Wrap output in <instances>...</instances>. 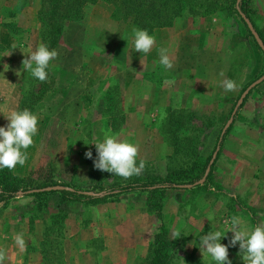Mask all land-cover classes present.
Returning <instances> with one entry per match:
<instances>
[{
  "label": "rangeland",
  "instance_id": "374dc122",
  "mask_svg": "<svg viewBox=\"0 0 264 264\" xmlns=\"http://www.w3.org/2000/svg\"><path fill=\"white\" fill-rule=\"evenodd\" d=\"M32 1L19 0L15 7H7L3 5L5 0H0L1 37L2 33L11 35L16 40V43L18 42L17 45L22 47L30 43L33 35L30 37L27 31L17 28L13 23L2 24L1 20L3 19L2 17L13 20L20 6L33 3L32 5L38 7L37 0ZM214 1H221L222 3V0ZM228 4V1H226L224 6L227 7ZM39 6L41 8V4ZM251 7V0H244L239 8L249 13L250 20L264 37V14L259 10L249 9ZM92 12L93 9L87 16L85 23L89 19L93 22L94 17L96 21H105L112 29L108 31L111 34L113 33V38L111 43L105 46L104 51L96 53L93 58L89 59L88 65L91 67L97 61H102L105 68L107 67V74L109 72L113 73L107 75L106 79L96 82L93 89L89 90V94L94 95V100L85 104L83 109L80 106L72 109L69 116L74 119V122L72 124L69 123L67 128L62 130L59 124H53L52 122L48 125L46 123L44 125L38 124V132L34 137V144L28 151L34 150L40 157L36 156L37 164L35 163L36 168L34 171H28L29 173L23 178L28 183L26 185L50 186L56 184L58 186H67L66 188L74 189L87 197L88 193L102 194L103 190L106 191L109 187H115L131 181H145L155 178L165 179L167 176H174L176 174L175 171L180 168H187L189 164L193 163L192 154L195 152L198 157L196 162L201 163L204 161L207 163L206 169L209 167L206 175L205 169L203 176L197 181L200 184L190 189L177 187L153 194L135 193L132 196H135L138 202H141L148 211L159 216L163 208L168 205L165 204V195L169 193L180 194L186 204H190V210L195 211L197 214H205L206 221L202 220L200 222L206 224L202 227L203 231L206 232L211 230L212 226L217 227L215 231L221 232H224L230 226L231 219L227 215H231L232 212L234 215V202L238 203L239 209L245 210V213L250 216L253 225L257 220L259 208L253 205V207L249 206L248 200L254 194L255 197L253 196V198L257 200L256 195H258L257 190L259 189L253 184L245 186V181L248 180L245 178V153L247 152L245 149L256 147L259 142L256 140L257 138H263L260 141L264 142V81L253 88L248 93V97L244 99L230 127L222 138L213 164L209 165L220 134L230 119L241 94L264 74V54L257 48L253 39L246 32L240 18L236 15L229 21L222 18L223 22H225L221 26L222 29L206 38L205 46H208L209 50L207 53L201 54L197 60L201 67L208 66V70L205 71L204 69L201 71L200 67L201 73L195 72L197 79L201 82H199L198 86L197 84L193 85L195 90L191 94L185 90L190 88L192 80H189V84L184 85L183 91L177 94L172 95L168 91H164L160 102L161 105L149 110L150 113L148 111L149 108L144 104L136 106L134 110L137 113L133 114L131 121L126 122L124 118L127 106H125L123 100L125 98L124 93L121 92L119 100L115 99L116 102H113L116 103L115 106L108 100L112 104V107H109L111 109L108 110L107 100H104L102 93H97V91L103 88L104 85H110V90L114 91L115 82L124 83V77L122 78L121 74L113 77L115 76V70H120L119 72L125 70L136 59L141 60L143 53H138L134 50L130 39V28H125L124 25L121 27L117 23L112 22L109 11L101 8L96 10V13ZM221 14L225 17V13ZM215 16L221 18V15L215 14ZM197 18V16H186L184 21L191 25L190 23ZM85 23H82V26ZM95 31L96 29L92 32L95 34ZM4 51L5 49L0 45V72L4 69L5 64L7 68L9 56L7 54L9 52L8 50L6 53ZM60 52H66V45L62 46ZM140 66V68H143L144 65L141 64ZM156 70L158 71L155 74L156 78L161 80L159 79L162 72L160 65L156 67ZM118 77H121V79ZM0 78H2V74H0ZM115 78H118V80ZM185 78L190 79L193 76L186 75ZM2 79H0V115L3 116V114L8 115L16 110L15 107H10L8 102L4 101L5 98L9 97L7 96L9 91H7V86H5L8 84ZM55 79V77L52 79L49 74L48 79L43 83V87L48 88L49 84H58ZM217 80H225L224 83L232 81L236 87L234 90L226 91L224 83H222L216 91H209V89L212 90L216 86L215 82ZM39 84L41 86L42 82H39ZM171 85L168 84V86ZM98 96H101V102H99ZM31 107L26 109L32 112L34 108ZM40 110L37 107L34 114L37 116L42 115L45 109ZM7 123L6 118L0 120V126H4ZM246 129H251L252 133L249 134ZM106 133H115L121 141H127L138 147L137 164L139 165L140 161L144 162V167L139 174L123 178L94 168L95 146L91 144L85 145L83 140L86 142L102 140ZM89 150L92 151V159L85 157V152ZM251 154L253 153L251 152ZM251 162L254 167L250 166L249 169L255 170L258 164L255 163V160ZM236 170L243 176L234 174ZM258 171L259 169H256V173ZM245 187H251L255 191H253L252 195L245 196V192L243 194ZM53 196L55 195L40 197L37 201V208L47 210L49 207L59 204V201L54 199ZM86 197H84L85 199L78 198L85 201L87 200ZM117 197L119 196L114 198ZM74 203L78 204L80 202ZM213 212L217 215L214 216L211 226L207 222L213 217L211 216ZM241 221L247 223L246 221L248 220L243 218ZM159 236L161 238L157 242L164 243V246H167V251L165 250L166 256L170 253L176 257H181L182 246H185L187 240H189L187 235L184 237L186 241H184L182 236L179 238L178 234H174L171 231L167 233L162 231ZM231 236L232 233L229 231L221 242L227 244ZM200 237L197 236V239L200 240ZM157 242H154L155 246H157ZM197 245L200 246L199 242ZM171 248H175L176 251L170 252ZM228 256L232 264H244L239 254L238 246L229 247ZM205 258L207 256L203 255L202 258H192V260H202L203 264H210V261Z\"/></svg>",
  "mask_w": 264,
  "mask_h": 264
},
{
  "label": "crops",
  "instance_id": "0c3cea01",
  "mask_svg": "<svg viewBox=\"0 0 264 264\" xmlns=\"http://www.w3.org/2000/svg\"><path fill=\"white\" fill-rule=\"evenodd\" d=\"M34 1L36 0L32 2ZM18 2L19 0H5L3 5L15 7ZM37 3L40 5L39 0ZM32 4L20 6L13 20L7 17H2L1 20L2 24L13 23L17 28L27 31L30 37L33 35L29 43L33 45L27 44L23 47L17 45L18 42L16 43L11 35L2 33V37L0 36V45L5 49V53L7 50L9 52L7 61L9 70L4 71L3 69L1 72L4 79L0 78L8 84L5 86L8 88L7 96L9 97L4 101H7L10 107H15L16 111L23 110V99L28 91L37 93L39 90L27 83L28 74L22 71V61L27 58V53L35 51L36 47L41 44L40 23L37 17L40 6ZM251 5L249 9L259 10L264 14V0H251ZM101 8L109 13L112 11L110 6L99 3L93 8V12L96 13L95 11ZM223 23H225L223 19L210 15L198 17L190 23L191 25L184 20H177L170 28L155 29L151 34L155 37V43L150 52L143 53V57L140 56L141 60L136 59L125 70L121 72L115 70L113 77L121 74L122 78L124 77V83L115 82L114 91L110 90V85H104L103 88L98 89L99 91L96 90L97 93L101 92L104 100L110 99L109 101L115 106L116 103L113 102H116L115 99L119 100L123 92L125 95L123 100L127 106L124 118L126 122L131 121L133 114L137 113L134 110L136 106L144 104L149 108L148 111L153 110L155 106L161 105L164 91L172 95L177 94L183 91L184 85L189 84V80H192L190 88L185 90L191 94L195 90L193 85L198 86L201 82L197 79L195 72L199 74L204 69L208 70V66L201 67L197 60L201 54L209 50L208 46H205V40L211 34L221 30ZM94 29H96V35L92 32ZM108 30H112L109 24L102 20L96 21L95 17L93 22L89 19L84 26L74 23L65 26L62 40L55 48L58 56L51 62L52 66L49 71L51 78L55 77L58 84H49L48 88L44 87L43 97L31 105V108H34L33 113L36 112L37 107L41 109L40 111L45 109L44 113L38 116V124L48 125L52 122L59 124L63 130L68 127L69 123L74 122V119L69 116L73 108L80 106L83 109L85 104L94 100V95L89 94V90L93 89L96 82L106 79L107 75L113 73L107 74V67L105 68L102 61H97L91 67L88 65L90 58L104 51L105 46L111 43L113 33H109ZM64 45H66V52H60ZM14 46L17 48H13ZM165 49L171 63L169 68H165L160 63L161 52ZM141 64L144 65L143 68H140ZM158 65L162 69L159 78L162 81L157 80L155 75L158 72L156 70ZM5 69H7L6 66ZM18 72L20 73L17 75ZM186 75L193 76V78L186 79ZM118 78L121 79V77ZM118 78L115 79L118 80ZM224 81L217 80L216 86L209 91H216ZM168 84L172 85L168 86ZM100 99L101 96H98V100ZM1 119L5 117L0 115ZM246 130L249 134L252 133L251 129ZM261 139L263 138L256 139L259 141L256 147L245 149L247 151L245 153V178L248 179L245 181V186L253 184L259 190H257V200L253 198L255 194L250 196L255 191L251 187H245L243 194L245 192V196H250L249 206L259 208L257 220L252 225L250 216L245 213V210L239 209L238 203L234 202V215L233 212L227 215L230 219L234 216L240 219L245 218L248 220L245 224L249 228L264 227V142L260 141ZM27 155L29 156L25 165H17L12 170L13 177L23 179L27 173L36 168V156L40 157V155L34 150H27ZM252 160L258 164V167H255L259 169L257 173L256 169H249L253 166ZM234 174L243 176L237 170ZM134 194L120 195L100 203H90L88 200L78 201L80 202L78 204L64 200L60 195H55L53 198L58 200L59 204L53 207L48 206L47 210L37 208V201L40 198L35 196L17 195L6 202H1L0 252L4 253L3 264H143L155 237L162 231L163 233L171 231L178 234L179 238L182 236L184 239L186 235L189 238L187 246H182L181 257L169 253L164 264H203L202 260H192V258L199 259L205 255L201 253L200 246L197 245L199 242L197 236L206 234L204 233L206 231L202 229L206 224L200 222L206 221L205 214H197L190 210V204H186L182 195L169 193L165 195V204L168 205L157 216L138 202L136 197L132 196ZM216 215L215 212L211 214L213 217L207 222L208 225L212 226V220ZM216 229V226H212L211 231ZM17 234L23 236V248L15 242ZM169 251L175 252L176 249L171 248ZM205 259L210 261L208 257Z\"/></svg>",
  "mask_w": 264,
  "mask_h": 264
},
{
  "label": "trees",
  "instance_id": "16d2710c",
  "mask_svg": "<svg viewBox=\"0 0 264 264\" xmlns=\"http://www.w3.org/2000/svg\"><path fill=\"white\" fill-rule=\"evenodd\" d=\"M226 1L229 3L227 7L224 6ZM242 1L244 0H222V3L214 0H40L41 8L38 12L40 23L39 37L41 43H46L50 49H55L61 41L67 24L82 25L87 20L91 10L97 4L103 3L112 8L110 20L117 23L118 26L123 27L124 25L125 28H130V34L133 28H138L147 30L151 35L155 29L170 28L177 20H185L186 16L205 17L218 14V16L221 15V19L225 18L228 21L233 19L234 15L238 16L246 32L253 39L241 19V14H244L250 20L249 13L239 8ZM221 13H225V17ZM250 22L264 44V37L256 29L252 20ZM254 43L256 44L255 41ZM257 48L259 49L258 46ZM39 82L37 83V80L34 81L30 78L27 80L30 86L37 87L39 90L37 93L27 92L23 99V109L30 108L32 104L38 102L45 94L44 82H42L41 86ZM108 100L110 99H107V108L110 110L111 108L109 107H112V104ZM192 158L193 165L189 164L187 168L178 169L175 171L176 174L174 176H167L165 179L155 178L145 181H131L115 187H109L106 191L101 189L104 193L102 196L99 193H95L89 194L87 197L74 189L71 191L66 189L43 191L45 188L58 186L56 184L50 186H28L25 180L13 177L11 175L12 170L5 168L0 170V203L6 202L19 194L39 198L42 196L60 195L64 200L73 202L82 201L78 197H86L90 203L105 202L116 196L128 193L153 194L177 188L179 185L194 184L200 180L205 172L207 163L204 161L197 163L196 159L198 157L195 152L192 154ZM160 238L161 236L157 235L154 242L156 243ZM154 242L150 246L148 256L143 260V264H164L166 261L167 246H164V243L162 244L161 242H157V246H155Z\"/></svg>",
  "mask_w": 264,
  "mask_h": 264
},
{
  "label": "clouds",
  "instance_id": "9594fccd",
  "mask_svg": "<svg viewBox=\"0 0 264 264\" xmlns=\"http://www.w3.org/2000/svg\"><path fill=\"white\" fill-rule=\"evenodd\" d=\"M130 39L134 50L144 54H148L155 43V37L145 29L133 28ZM21 51L25 53L23 49ZM57 56L58 52L55 49H50L46 43H41L35 51L27 53V58L22 61V71L27 72L30 79L44 82L48 79L51 62ZM160 63L165 68L171 67L166 49L161 52ZM5 65L4 71H7L8 65L7 69H5ZM0 74L3 75L2 72ZM235 87L236 85L232 81L224 83L226 91L234 90ZM3 116L8 123L0 126V170L6 168L11 171L17 165H25L27 150L33 146L34 137L38 132L39 118L26 108L12 111L8 115L3 114ZM83 142L85 145L95 146L96 158L93 160V165L97 170L128 178L139 174L144 167L143 161H140L139 165L137 164L138 147L127 141H121L115 133H106L102 140L92 142L83 140ZM85 157L92 159V151H86ZM229 231L232 233L231 239L227 244H224L221 240L226 237V233ZM15 242L23 248L22 234H17ZM199 244L201 252L210 258V264H232L228 256V249L237 245L244 264H264V227L249 228L236 216L231 218L230 226L224 232L210 230L200 237ZM4 258V253L0 252V264H3Z\"/></svg>",
  "mask_w": 264,
  "mask_h": 264
},
{
  "label": "water",
  "instance_id": "95a60500",
  "mask_svg": "<svg viewBox=\"0 0 264 264\" xmlns=\"http://www.w3.org/2000/svg\"><path fill=\"white\" fill-rule=\"evenodd\" d=\"M241 19L243 20V22L245 23L247 29L249 30L250 34L252 35L254 41L256 42L257 46L259 47V49L263 52L264 54V44L262 42V40L260 39L257 31L255 30V28L253 27V25L251 24L250 20L244 15V14H241ZM264 81V74L263 76H261L258 80H256L255 82H253L250 86H248L244 92L241 94L240 98L238 99L232 113H231V116H230V119L228 120V122L226 123V125L224 126L221 134H220V138L218 140V143H217V147L212 155V158L210 160V163L209 165H212L216 156H217V153L219 151V148H220V144L222 142V138L224 137V134L225 132L227 131V129L230 127L231 123H232V120L234 118V116L236 115L238 109L240 108L241 104L243 103L244 99L247 97L248 93L253 89L255 88L258 84L262 83ZM209 170V167L206 169V172H205V175L207 173V171ZM200 184V182H196L194 185H184V186H178V188H183V189H190L192 187H194L195 185H198ZM69 190L71 191L72 189H69V188H65V187H62V186H55V187H48V188H45L43 191H60V190ZM89 194H93V193H88ZM19 195H22V194H19ZM99 195H103V193H99Z\"/></svg>",
  "mask_w": 264,
  "mask_h": 264
}]
</instances>
